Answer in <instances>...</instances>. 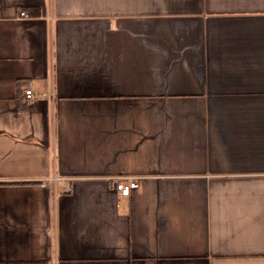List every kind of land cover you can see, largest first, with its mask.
I'll use <instances>...</instances> for the list:
<instances>
[{"label": "crops", "instance_id": "obj_1", "mask_svg": "<svg viewBox=\"0 0 264 264\" xmlns=\"http://www.w3.org/2000/svg\"><path fill=\"white\" fill-rule=\"evenodd\" d=\"M0 264H264V0H0Z\"/></svg>", "mask_w": 264, "mask_h": 264}, {"label": "built area", "instance_id": "obj_2", "mask_svg": "<svg viewBox=\"0 0 264 264\" xmlns=\"http://www.w3.org/2000/svg\"><path fill=\"white\" fill-rule=\"evenodd\" d=\"M22 15L27 16L26 12H22ZM25 97L28 101H32L36 98V93L32 87H26L24 90ZM138 179L134 176H119L116 178L115 187L122 195H129L133 188L137 187Z\"/></svg>", "mask_w": 264, "mask_h": 264}, {"label": "trees", "instance_id": "obj_3", "mask_svg": "<svg viewBox=\"0 0 264 264\" xmlns=\"http://www.w3.org/2000/svg\"><path fill=\"white\" fill-rule=\"evenodd\" d=\"M34 11H37V13H38L39 12V9L38 8H35ZM36 262H41V261H26V262L25 261H20V262H9V263H36Z\"/></svg>", "mask_w": 264, "mask_h": 264}]
</instances>
